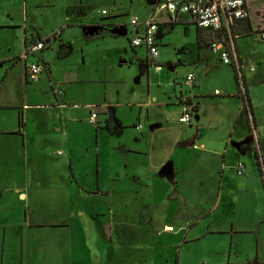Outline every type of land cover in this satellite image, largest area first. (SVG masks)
Instances as JSON below:
<instances>
[{
	"label": "rangeland",
	"instance_id": "rangeland-1",
	"mask_svg": "<svg viewBox=\"0 0 264 264\" xmlns=\"http://www.w3.org/2000/svg\"><path fill=\"white\" fill-rule=\"evenodd\" d=\"M151 2L153 3V0H84V2L82 0H28V9L24 0H0V26H2L0 28V107H10L0 110L1 128L11 130L19 127V109L6 104H15L18 98L22 101L28 93L37 95L36 93L41 90L43 92L52 91L50 82L44 78L46 75L41 77L45 79V82L36 85L34 82L37 83V81H34L30 82L32 85L28 84L24 60L13 66L11 60L21 54L22 58L26 49L21 29L7 23L22 22L24 25L26 19H29V29L32 27L38 31L43 39L52 38L61 33V30L68 25H74L75 27L67 30L65 36L66 40L73 42L70 48V53H73V56L67 57V60L74 61L75 64H73L76 66L78 56L81 55L82 59L81 53L85 51L88 59L93 55V60L99 62L97 66L105 72V79H100V83L97 84L85 83V86L82 87L76 85L73 90L79 96L87 94L92 96V100L97 102L96 105H99V102L103 103L107 98L106 106H111L115 110L113 123L109 124L108 122L112 117L110 112L108 115L101 116L106 128L99 131L100 149L96 147L95 129L89 127V110H84L82 122L85 125L83 131L85 158L81 165L82 171L79 170V173L82 172L85 183H93L94 180L97 182L95 161L98 153L102 177H109L114 167L123 170L122 172L129 171L128 168H131L150 188H154L155 185L158 189L160 188L153 172L162 165L164 169L160 173L161 176H165L164 172L172 175L179 173L181 187L177 189V195L180 197L183 193L186 197L190 195L191 201L189 200L188 204L192 210L181 213L183 217L180 224L189 226L188 222L194 224L198 222L197 227L191 229L193 230L191 233V230L188 231V236L199 237L200 240L185 243L180 249L177 240L186 236L187 231L182 232V226H179L175 220L171 224L177 233L168 232L161 239L153 236L154 231L152 233L140 231L143 238L148 241V249L144 252V256L148 255L154 263L168 264L173 262L175 254L181 251L184 264H203V262L228 264L230 257L235 264H255L260 254V260L264 262V195L262 197L258 195L259 184L256 176L258 170L255 157L257 152L260 156V171L264 176V100L260 98V95L264 94V88L262 90L259 88V85L264 84V60L263 64H259L256 62L257 58L254 57L249 61V64H243L242 70L243 75L248 79L249 86L253 89L256 108H258L259 128L258 138L255 140L251 124L253 117L250 115L246 99H243L245 92H243L242 98L238 95L234 96L235 90L240 91L232 76L235 69L236 77L239 78L236 67L220 66L211 72L208 80L209 74L204 73V70L196 69L191 64L190 59L193 53L191 54V51L187 50V46H191L195 42L194 27L186 28L178 25L173 35L168 34L167 29L164 30V37L158 40V47L162 52L160 62L157 61L162 67L160 71L157 69L156 61H152L149 65L146 64L145 46L138 48L139 56L143 57V61L138 60L132 49H129L128 53L125 52V47L129 48L130 46L129 39H134L136 33V27L131 25L132 20L136 17L141 22L147 20L155 9ZM255 4L260 6L264 4V0H257ZM27 10L29 18L26 17ZM105 11L106 15L103 14ZM253 21L257 24L259 22L257 12L254 13ZM113 22H117V26L111 30L114 35L87 42L86 38L103 35L107 29H112ZM80 26L85 27L81 28ZM259 40L256 33V36L248 40V43L252 46L260 45ZM239 42L244 43L242 39ZM86 43L88 44L82 51L83 45L81 44ZM260 46L264 53L262 45ZM202 47L207 46L203 45ZM59 49L61 46L57 45L55 53L47 54L44 57H49V59L54 57L56 64L64 63L65 59L56 55ZM202 52L203 56L208 55L206 50ZM263 55H259V58H262ZM38 58L39 55L36 59ZM171 66L175 69L170 68ZM192 72H196L198 78L190 85L187 83V78ZM95 76L100 78L99 75ZM204 81L208 82L206 92H209V95L205 96L206 99L202 102L201 112H195L192 125L180 123L178 119L182 114V107L179 99L183 95L182 88L184 95H187L192 93L193 89L203 86ZM240 85L243 88L244 85L241 82ZM216 88L221 90L223 95L215 96L213 92ZM67 89L71 91L69 87ZM225 94L231 95L226 96ZM152 99L155 101H151ZM76 104L85 105L86 101L77 100ZM197 105L199 106V103ZM153 119L162 120L169 126L156 138L154 136L152 138ZM32 120L34 124L42 122L48 125L50 115L36 114L33 115ZM139 124L143 125V133L136 130V125ZM197 132H199L198 135ZM231 132H235L233 138L230 137ZM193 137L196 140L186 143L187 138ZM18 138L16 134H9V132L0 133V157L2 152L12 151L15 153V157L12 158L15 160L19 174L16 181L23 182L26 178V168L24 165L16 163L22 157V154L18 152ZM148 138L154 139V147L149 141H146ZM228 143L231 145L230 160L234 162L233 170L231 168L226 170L225 175V184L229 191L221 198H216L213 197L215 185L210 176L219 172V159L208 157L207 153L210 149L223 152L222 150ZM203 145H206L208 150L203 149ZM114 146L116 148L122 146V148H118L116 151ZM129 147L142 148L145 150L144 152L148 153L133 154L134 157L131 158ZM151 152H154V155ZM238 161H244L248 165L249 171L243 178L234 175L236 174L234 168ZM59 162H62V166L57 169L46 168L50 174L52 173V176L47 178L46 186L57 187L67 181L66 167H63L65 156L57 158V163ZM1 167L6 174H10L12 169L8 165H1ZM29 173L32 176L36 174L33 173V169ZM55 173L60 174L61 179ZM91 176L95 178L93 181ZM229 178L231 179L227 180ZM8 180V177L5 178L6 184ZM123 181L122 184L130 182ZM184 183L185 186H183ZM127 188L128 184H126L125 190L129 191ZM116 192L119 193V188ZM132 198L119 196V194L111 197L110 205L114 206V217L117 214L119 221L122 222L121 225L119 222L120 226L118 227V236L122 240L137 232L135 222L142 214L136 212L137 209H140L141 203L135 200L134 195ZM11 200L12 197H9L8 202ZM99 201L101 205L109 202L104 198ZM215 205L220 207L217 212L213 213L211 217L203 219L209 212V208H213ZM56 214L61 215L65 212L48 207V217L51 218ZM189 216L191 217L189 218ZM19 218L20 215L16 217V220ZM261 222L263 223L261 224ZM162 228L163 226L159 229ZM232 229H234V233H231ZM209 231L212 232L208 234ZM48 234L36 233L35 237L40 250H44L51 244V241L47 239L50 237ZM3 236L4 232L0 229V264L3 263ZM92 236L95 238L94 233ZM90 238L93 245L84 252L90 250L101 255L112 253L111 249L106 248L103 240L94 245V240L92 237ZM97 241L98 239L95 242ZM45 242L46 244H44ZM50 255L49 253V255L43 256L42 259H38V262L45 264L48 260L52 261L53 258H49Z\"/></svg>",
	"mask_w": 264,
	"mask_h": 264
},
{
	"label": "crops",
	"instance_id": "crops-1",
	"mask_svg": "<svg viewBox=\"0 0 264 264\" xmlns=\"http://www.w3.org/2000/svg\"><path fill=\"white\" fill-rule=\"evenodd\" d=\"M256 1L257 0L248 1L250 18L241 22L237 29L238 38L236 40V47L240 57V63L242 65L244 63L246 65L249 64V61L254 57L257 58L256 62L259 64H263L264 60V55L262 58H259V55L264 54L262 53V48L260 46L262 45L264 49L263 43L260 40V45L257 44L252 46L248 43V40L255 37L256 33L259 38V31L264 27V4L258 6L255 4ZM82 2H84V0H82ZM24 3L29 9L28 0H24ZM255 12H257L259 17L258 24L253 21ZM26 17L29 18L28 10ZM165 17L169 18L167 16ZM28 20L29 19H26L24 25L22 22H10L7 24L13 25L15 27L18 26L21 29L23 32L25 49L28 43L40 41H45L46 47L42 51L30 55L27 59H24V56L21 58L22 54L21 56H15L11 60L12 64L15 66L21 60H24L26 66L25 75L28 84L34 81H31V79L28 77L27 66L33 63L42 64L44 70L41 77L46 75L44 78H46V81L50 82L52 91L43 92L41 90V92L36 93L37 95H30L28 93L27 96L22 99V101L20 98H18L15 104H6L13 105L14 108L19 109V120L20 117L23 116L25 122L24 127L20 126V121L19 127L11 130H8L7 128H1L0 124V133L9 132V134H16L19 137L18 152L22 154V157L18 159L16 163L24 165L26 168V178H24V181H16L17 175L19 174L17 172V167L15 166V160L12 158L15 157V153H12V151L1 153L0 174L4 172V169H2L1 165H8L9 168L12 169L10 174H6L4 172L5 177L4 174H1L0 176V229L4 232V240L2 245V264H43L38 262V259H42L43 256L49 255V253L51 254L49 258L52 257L53 260H48V262L45 264H161L154 263L152 259L148 257V255H143L148 249V241L147 239L143 238L141 232L142 230L143 232L150 231L151 233L154 231L153 236L161 239L168 232L177 233L176 230H167V228L174 227L171 223L175 220L179 226H182V232L187 231L186 236L178 238L177 240V243L180 244V249H182L185 243L200 240L199 237L192 238L191 236H188V231L197 227L198 222L195 224L193 222H188L189 226L180 224V220L183 217L181 213L183 211L187 213L190 212L187 210H191L188 204V201H191V198H189L190 195L186 197L185 193H183L182 197L177 195V189L181 187L178 176L179 173L172 175L169 173L166 174L164 172L163 174H165V176H161L160 173L163 171L164 166L160 165L157 170L153 172V176L158 180L155 181L159 185V189L156 187V185L154 188L147 186V184L142 181L141 176L136 171H132L131 168H128L129 171L122 172L123 170H118L116 167H114L112 174L109 177L104 178L102 177L100 171V155L98 153V157L95 161L97 167V182H95V178L91 176V180H94V182L85 183L82 172L79 173V170L82 171L81 165L83 164V159L85 158V154H83L85 147L83 131L85 130V125H83L82 122L84 119V110H89V127L95 129L97 149H100L101 142L99 131H103L106 128V126L103 125L101 116L108 115L110 112L112 117L110 118V121H107L109 124L113 123L115 110L111 106H106L107 98H105L103 103L99 102V105H96L97 102L92 100V96L88 94L79 96L78 93H76L73 89L76 85H80L82 87L85 86V83H100V79H105V72L100 70V67L97 66L99 65V62L93 60V55L88 59L87 55L85 54L84 49L88 43L81 44L83 45L82 51H84L81 53L83 57L81 59V55L78 56L82 61L78 58L76 66L74 65V61L70 62L67 60L73 56V53H70V48L72 47L73 42L66 40L65 36L67 30L71 27H75L74 25H68L62 29L61 33L56 35V37L54 36V38L43 39L38 31L32 29V27L29 29ZM116 23L117 22H113L111 24L113 28L109 30L107 29L103 35L86 38L87 42L90 43L101 37L114 35L112 34L113 31L111 30H114L115 26H117ZM178 25L185 26L186 28L189 26L194 27L195 42L193 45L187 46V50L191 51V54L193 53V56L190 59L191 64H193L196 69L204 70V73L209 74L208 80L210 78L211 72H214L218 67L231 66L225 65L219 55L212 53L210 48L209 34L200 29L194 23L193 19L188 15L180 17L175 23L171 24L170 22H167L166 24H163L159 39L164 37V30L166 29L168 34L173 35L174 30ZM1 27L2 26H0V28ZM80 27L82 28L85 26ZM241 39L244 41V43L239 42ZM132 40L133 39H129L130 46L129 48L125 47V52L128 53V50L132 49L135 55H137L136 57L138 60L143 61V57L139 56V49L132 47ZM167 43L169 44V41H167ZM57 45L59 47L61 46V49L57 51L56 55H59L60 58L65 59L64 63L62 64H56L54 57L53 59L44 57L47 56V54L49 55L55 53V47H57ZM203 45L207 47H202ZM203 50L208 52L207 56L202 55ZM146 51V64L149 65L154 60L150 58L147 48ZM37 55H39L38 59H36ZM161 56L162 52L160 51V56L157 60H155L157 64L160 62L159 60ZM19 58L21 60H19ZM170 68L175 69V67L172 66ZM157 69L160 71L162 69L161 65L158 64ZM190 74H194L196 76L195 80H197L198 76L196 72H192ZM95 75H99L100 78H96ZM232 76L235 78L237 87H239L240 90V86L236 79L235 69L232 73ZM41 77L37 83L34 82L36 85L42 83L43 81L45 82V79ZM244 83L246 84L248 91L249 98L247 103L250 109V115L253 117L251 121L252 129L254 131L255 140H257V131L259 128V116L257 112L258 108H256L253 89H251V86H249L248 79L245 75ZM207 84L208 82L204 81L203 86L193 89L192 93L187 95H184L182 88L183 95L179 99V103L182 107L181 113H183L184 110V105L181 102L183 97L190 98L196 104L199 103L196 112H201L202 102L206 99L205 96L209 95V92H206V89L208 88ZM67 87H69L71 91H69ZM259 88L262 90L264 88V84L262 83L259 85ZM216 91H219L220 94L217 95ZM213 93L215 96L223 95L221 90L218 88H216ZM225 95L227 96L231 94ZM237 95L241 98L243 97V94H241L240 91L235 90L234 96ZM245 97H243L244 100ZM263 97L264 94L263 96L260 95L261 100H264ZM154 99L156 100V98ZM154 99L151 101H155ZM77 100H85L86 104H76ZM8 108L10 107L1 106L0 110ZM141 109H143V107H141ZM93 112L98 113V123L95 125L90 123V118ZM142 112L143 111L141 110V113ZM36 114H49V124L46 125L42 122L34 124L32 117ZM180 118L178 119L179 122ZM0 123H2V119H0ZM192 123L193 120L190 124L192 125ZM152 124V138L153 136L156 138L157 135L169 128L168 123L165 124L162 120L157 121L156 119H153ZM136 130L139 133H143V125L141 130H138L136 125ZM196 134L198 135L199 132ZM234 135L235 132H231L230 137L233 138ZM152 138H148L146 141H149L152 147H154V139ZM194 140H196L194 137L191 139L187 138L186 143ZM169 142L172 144L171 141ZM118 148L120 149L122 146H118L117 148L114 146V150L117 151ZM202 148L208 150L206 145H203ZM89 149H91L90 146ZM230 149L231 145L228 143L222 150L223 152L210 149L208 150L209 153H207L208 157L210 156L211 158L215 157V159H219H217L219 161V172L210 176L215 185V193L213 197L216 198H221L222 195L224 196V194L229 191L225 184L226 170L230 168L232 169L234 167V162L230 160L231 156H229L231 151ZM144 151L145 150L142 148L138 149L129 147V152L132 156L131 158L134 157L133 154L148 153ZM151 153L154 155V152ZM63 156H65V163L63 167H66V172L68 174L67 181L63 182V185L60 184L57 187H51V185L46 186L48 176H52V173L50 174V171H47L46 168L53 170L57 169L59 166H62V162L57 163V158ZM255 157L258 170L256 176L259 184V188L256 189L258 190V195L262 197L264 195V176L262 175V171H260V162L258 160L257 152L255 153ZM9 160H12L13 162ZM240 162L245 163L244 161H238L236 165ZM246 166L247 171H249L247 164ZM32 169L33 173H36L33 174V176L29 173ZM55 174L59 179H61L59 177L60 174ZM88 175L89 174L87 173V177ZM234 175L243 178V176H238L237 173ZM7 177L9 180L6 184L5 178ZM230 179L231 178L227 180ZM123 180L130 181L129 183L126 182V184H128L127 189L129 191L125 190L126 184H122V182H124ZM183 186H185V183ZM118 188L119 193L116 192ZM247 189H249L248 186ZM117 194H119V196H130L131 198L132 195H134L136 197L135 200L141 203L139 206L140 209L136 210V212L142 213L138 216V219L135 222L137 232L135 234L126 236L125 240H122V238L118 236V227L122 224V222L119 221L117 214L114 217V206L110 205L111 197ZM9 197H12L10 202H8ZM102 198H104L105 201L108 200L109 202L106 203L104 201L105 205H101L99 200ZM13 205L15 206L12 208ZM48 207L58 209V211H64L65 214L52 215L50 218L47 215ZM219 208L220 207H216V205L213 206V208H209V212L203 219L211 217L212 214L216 213ZM19 215L20 218L16 220V217ZM190 217L191 216H189V218ZM262 223L263 222H261V224ZM162 226L163 228L159 229ZM93 230L94 232H92ZM192 231L193 230H191L190 233ZM211 232L212 231H209L208 234ZM36 233H49L48 235H50V237L47 239L51 241V244H49L48 247L46 246L44 250H40L41 248H39L37 244L38 241L35 237ZM93 233L95 238L92 236ZM231 233H234V229H232ZM102 234L104 235L103 237ZM90 237H92L94 240V245L99 244V242H102L103 240L106 248L109 250L111 249L112 253L110 255H101L90 250L88 252H84L89 246L93 245ZM95 239H98V241L95 242ZM44 244H46V242ZM175 255V262L173 261L168 264H184L182 261L181 251ZM228 262V264H235L231 261V257ZM203 264L209 263L203 262ZM255 264H264V262L260 260V254L258 255Z\"/></svg>",
	"mask_w": 264,
	"mask_h": 264
},
{
	"label": "built area",
	"instance_id": "built-area-1",
	"mask_svg": "<svg viewBox=\"0 0 264 264\" xmlns=\"http://www.w3.org/2000/svg\"><path fill=\"white\" fill-rule=\"evenodd\" d=\"M248 1L249 0H153L155 9L147 21L142 23L137 17L132 20L131 25L135 26L137 30L131 42L132 47L139 48L145 46L149 52L150 58L154 61L157 60L160 56L158 40L162 31V25L167 22L171 24L175 23L180 17L188 15L200 29L209 34L212 53L219 55L225 65L236 67L240 78L239 81L244 85L243 65L240 63L236 40L238 38V26L241 22L250 18ZM103 14L106 15V11ZM259 38L264 45V27L259 31ZM45 47V41L28 43L24 59L42 51ZM43 70L44 67L40 63H33L27 66L29 79H31V81H38ZM194 80L195 75L190 74L187 78V83L191 85L194 83ZM216 94H220L219 91H216ZM181 102L184 105V110L180 118V123L190 124L194 118L198 105L187 97H183ZM90 123L92 125L98 123L97 112L92 113ZM137 129L141 130L142 125L137 126ZM235 170L238 176H244L247 172V166L245 163L240 162L235 166ZM167 230L173 231L174 229L170 227L167 228Z\"/></svg>",
	"mask_w": 264,
	"mask_h": 264
},
{
	"label": "trees",
	"instance_id": "trees-1",
	"mask_svg": "<svg viewBox=\"0 0 264 264\" xmlns=\"http://www.w3.org/2000/svg\"><path fill=\"white\" fill-rule=\"evenodd\" d=\"M19 60H21L20 58H19ZM236 79H237V81H238V84H239V86H240V93L241 94H243V92H244V88H245V96H246V101H248V91H247V88H246V84L244 83V86H243V88L241 87V85H240V81H239V78H237L236 77ZM196 112V111H195ZM20 126L21 127H24L25 126V122H24V119H23V116L22 117H20ZM257 156H258V160H259V162H260V156H259V154L257 153Z\"/></svg>",
	"mask_w": 264,
	"mask_h": 264
},
{
	"label": "water",
	"instance_id": "water-1",
	"mask_svg": "<svg viewBox=\"0 0 264 264\" xmlns=\"http://www.w3.org/2000/svg\"><path fill=\"white\" fill-rule=\"evenodd\" d=\"M151 4H153V3H151Z\"/></svg>",
	"mask_w": 264,
	"mask_h": 264
},
{
	"label": "bare ground",
	"instance_id": "bare-ground-1",
	"mask_svg": "<svg viewBox=\"0 0 264 264\" xmlns=\"http://www.w3.org/2000/svg\"><path fill=\"white\" fill-rule=\"evenodd\" d=\"M26 198V197H25Z\"/></svg>",
	"mask_w": 264,
	"mask_h": 264
}]
</instances>
